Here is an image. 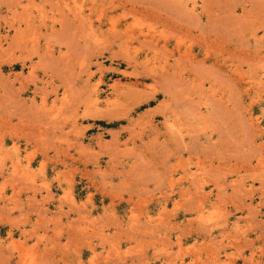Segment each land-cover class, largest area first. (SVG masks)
Here are the masks:
<instances>
[{"label":"rangeland","instance_id":"obj_1","mask_svg":"<svg viewBox=\"0 0 264 264\" xmlns=\"http://www.w3.org/2000/svg\"><path fill=\"white\" fill-rule=\"evenodd\" d=\"M74 1L0 0L1 208L56 201L59 236L76 212L87 264L137 234L164 264H258L241 243L264 234V0ZM12 235L0 264H49Z\"/></svg>","mask_w":264,"mask_h":264},{"label":"crops","instance_id":"obj_2","mask_svg":"<svg viewBox=\"0 0 264 264\" xmlns=\"http://www.w3.org/2000/svg\"><path fill=\"white\" fill-rule=\"evenodd\" d=\"M11 193V189H7L5 191V195H8ZM30 195V193L28 194ZM40 194L36 195L37 199L40 198ZM27 193L21 192L18 195L17 198V205L22 206L21 209H13L11 212H6L4 209L1 208L0 205V255L1 253H5V245L10 241L8 237V233L11 231L12 236L14 239L20 238L21 240H24V246L26 247H33V249L42 255V258L47 260L49 264H64L62 261L66 259L69 263L72 262L73 264H76L78 262V254L80 255V258L83 261V264H87V258L93 253V247L90 246H83L84 241H88V237L83 235L81 231H78L77 226L78 224H84L81 222L74 221L72 222L71 219L76 218L77 214L76 212H70L66 216L61 217V223L62 224H68L71 223L73 227H64V232L59 236L56 235L55 232H53V227L55 226L56 222L49 223V218L54 217L57 218L58 214H52V211L56 210V206L59 205L58 202H51L49 204L45 203L47 205L49 211H45L44 209H41L39 213H35L39 209V205H36L33 203V205L28 206L26 202ZM83 200V199H81ZM22 201V203H21ZM1 204V203H0ZM68 205L63 206V210H67ZM89 208V206L87 207ZM22 212L27 213L26 216V223L21 224L17 227L10 224L8 220H19L22 216ZM98 213V212H97ZM96 213L92 211L91 215L95 216ZM99 214V213H98ZM36 223V224H35ZM59 226V223H57ZM37 226V227H34ZM21 230L28 231L26 235H21ZM260 230L251 231L247 234V240H245L241 245L243 246L242 254L244 257L249 256L251 252H254V260L258 261V264H264V254H261V252L258 251V247H263L264 249V234L260 235ZM264 232V229L263 231ZM193 232H190V235L187 234L186 236L183 235L181 237V250L184 252V248L187 245H190L193 243L195 239L194 235H192ZM44 235V239L39 240V236ZM176 236L174 235L170 237L171 241L176 240ZM134 237V240H130L128 242H124L121 245V249L125 250L127 247H130L129 254H122L121 256H112V261L108 264H164L168 260V257H164L162 255H158V237L156 235H148L142 236L140 234L132 235ZM85 239V240H84ZM87 239V240H86ZM198 241L201 240V237L197 238ZM2 241V242H1ZM93 242H95L94 239H92ZM37 244L33 246L35 243ZM65 242H69V248L66 249L63 244ZM240 245V246H241ZM54 246V247H52ZM79 247V248H77ZM105 248H107L105 246ZM172 251H176L178 249L177 245H173ZM73 249H76V251H73ZM95 251H102L100 247H95ZM139 253H136L138 252ZM192 251V250H191ZM226 252H234L235 249L233 248H226ZM210 252L206 246H204L201 249V256L202 258H206L207 253ZM221 255L222 250L219 251ZM195 257V253L192 251L186 252V254L183 257V264H189L191 260H193ZM62 259L61 261H57V259ZM221 260L223 257L220 258ZM176 264L181 263L180 259H176ZM106 264V263H102ZM173 264V263H169ZM198 264H211L208 262L198 263ZM233 264H245L244 258H239L233 262Z\"/></svg>","mask_w":264,"mask_h":264},{"label":"bare ground","instance_id":"obj_3","mask_svg":"<svg viewBox=\"0 0 264 264\" xmlns=\"http://www.w3.org/2000/svg\"><path fill=\"white\" fill-rule=\"evenodd\" d=\"M76 1V0H75ZM75 1H74V3H75ZM78 3V2H77ZM76 4V3H75ZM258 5V4H257ZM82 6V5H81ZM80 7V6H79ZM81 8V7H80ZM15 166V165H14Z\"/></svg>","mask_w":264,"mask_h":264}]
</instances>
